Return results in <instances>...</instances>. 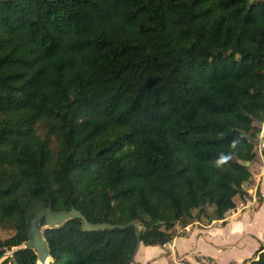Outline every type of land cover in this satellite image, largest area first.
Returning a JSON list of instances; mask_svg holds the SVG:
<instances>
[{"label":"trees","instance_id":"16d2710c","mask_svg":"<svg viewBox=\"0 0 264 264\" xmlns=\"http://www.w3.org/2000/svg\"><path fill=\"white\" fill-rule=\"evenodd\" d=\"M263 123L264 0H0V260L50 203L145 246L224 220ZM45 238L51 264H130L138 244L80 220Z\"/></svg>","mask_w":264,"mask_h":264},{"label":"crops","instance_id":"0c3cea01","mask_svg":"<svg viewBox=\"0 0 264 264\" xmlns=\"http://www.w3.org/2000/svg\"><path fill=\"white\" fill-rule=\"evenodd\" d=\"M263 155L261 152L251 167V184L256 183L260 202L256 194L249 195L254 191H247L250 184H246L244 189L252 201L242 206L236 203V209L230 211L222 221L213 220L210 225L197 222L187 229L184 227L182 235L176 233L175 229L173 241L165 246H145L141 243L130 264H199L198 261L203 258L215 264H245L253 260L264 248Z\"/></svg>","mask_w":264,"mask_h":264},{"label":"water","instance_id":"95a60500","mask_svg":"<svg viewBox=\"0 0 264 264\" xmlns=\"http://www.w3.org/2000/svg\"><path fill=\"white\" fill-rule=\"evenodd\" d=\"M250 165L249 163L247 164ZM71 220H80L83 224V229L85 231H104L107 229H116V228H126V227H133L136 229L138 234V244L135 249L132 261L134 259V256L136 255V252L138 250V247L141 244V237H140V230L136 223L131 222L130 224L126 226L121 225H111V224H92L90 223L87 218L82 214V212L76 210L75 208H72L70 211H60L56 212L52 208V204L50 203L48 207L42 209L39 211L35 217L31 221V227L28 231V241L24 243L23 245L14 248L11 251V256H5L0 260V264L7 258L11 259L12 264H18L14 254L17 251L23 250V249H29L35 251L37 255V264H51L53 262V259L51 257L49 246L47 244L46 238H45V231L48 229H56V228H62L65 226L66 223H68ZM44 222V226H40L41 223ZM49 261V262H48Z\"/></svg>","mask_w":264,"mask_h":264},{"label":"rangeland","instance_id":"374dc122","mask_svg":"<svg viewBox=\"0 0 264 264\" xmlns=\"http://www.w3.org/2000/svg\"><path fill=\"white\" fill-rule=\"evenodd\" d=\"M260 127H261V134H260V136L258 137V139L256 140V152H257V154H258V157H259V154L262 152V153H264V148H263V141H264V124H261L260 125ZM261 160H263L264 161V155L262 156V159ZM257 162V161H256ZM255 162V163H256ZM254 163V164H255ZM253 166V165H252ZM251 166V167H252ZM258 180V179H257ZM247 191H254V193L253 194H251V193H249V195L250 196H252V195H255L256 194V199L259 201V195L260 194H257V186H256V183H253V184H250L249 185V189H247ZM247 201H252L251 200V198L250 197H248V198H246V199H242L241 201L240 200H238V198H237V201H236V203H238V204H240L241 206H242V204H246V202ZM260 202V201H259ZM251 213H252V211H250ZM208 214H211V211L210 210H208ZM228 214V213H227ZM197 222H199V223H201V225H210V224H212V221L211 220H209L208 218H206L204 215H201V217L199 218V219H195V220H191L190 222H189V224L188 225H186V224H184L185 222H180V223H178V225L176 226V233H178V232H180L181 233V235L184 233V231L185 230H183V228L185 227L186 229L188 228V227H190V226H192V225H195V223H197ZM179 233V234H180ZM14 235V232L13 231H4V230H1L0 229V239L1 240H6V239H8V238H10L11 236H13ZM6 256H11V252H8V253H6ZM5 256V257H6ZM10 258H7V259H5V260H9ZM4 260V261H5ZM11 260V259H10ZM3 261V262H4ZM2 262V263H3ZM199 262V264H200V260L198 261ZM8 264H12V262L11 263H8Z\"/></svg>","mask_w":264,"mask_h":264},{"label":"built area","instance_id":"2783aa9c","mask_svg":"<svg viewBox=\"0 0 264 264\" xmlns=\"http://www.w3.org/2000/svg\"><path fill=\"white\" fill-rule=\"evenodd\" d=\"M200 264H215L212 260L203 258L200 260Z\"/></svg>","mask_w":264,"mask_h":264},{"label":"bare ground","instance_id":"6f19581e","mask_svg":"<svg viewBox=\"0 0 264 264\" xmlns=\"http://www.w3.org/2000/svg\"><path fill=\"white\" fill-rule=\"evenodd\" d=\"M49 262V261H48Z\"/></svg>","mask_w":264,"mask_h":264}]
</instances>
